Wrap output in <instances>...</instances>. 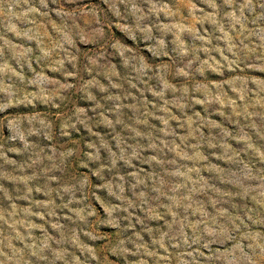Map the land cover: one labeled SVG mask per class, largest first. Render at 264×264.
I'll use <instances>...</instances> for the list:
<instances>
[{
	"label": "clouds",
	"instance_id": "obj_1",
	"mask_svg": "<svg viewBox=\"0 0 264 264\" xmlns=\"http://www.w3.org/2000/svg\"><path fill=\"white\" fill-rule=\"evenodd\" d=\"M0 264H264V0H0Z\"/></svg>",
	"mask_w": 264,
	"mask_h": 264
}]
</instances>
